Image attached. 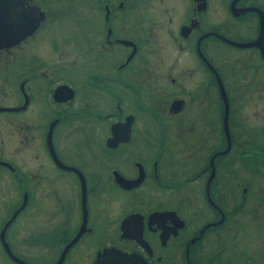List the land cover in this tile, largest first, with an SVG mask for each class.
I'll return each mask as SVG.
<instances>
[{
	"label": "flooded vegetation",
	"instance_id": "af4514ba",
	"mask_svg": "<svg viewBox=\"0 0 264 264\" xmlns=\"http://www.w3.org/2000/svg\"><path fill=\"white\" fill-rule=\"evenodd\" d=\"M263 90L264 0H0V264H264Z\"/></svg>",
	"mask_w": 264,
	"mask_h": 264
},
{
	"label": "rangeland",
	"instance_id": "374dc122",
	"mask_svg": "<svg viewBox=\"0 0 264 264\" xmlns=\"http://www.w3.org/2000/svg\"><path fill=\"white\" fill-rule=\"evenodd\" d=\"M160 46L161 47L163 46V42L161 43ZM229 63H231V62H229ZM232 63L236 64L239 69H240L241 63L243 64L242 60L235 61ZM238 63L240 65H238ZM245 71H246V68L244 69V71H241V69H240V74L241 75L246 74V73H244ZM244 86H245L244 88H246V84ZM251 103H253V105L251 104V108L248 109L250 117L253 118V120L256 123H258L261 120H264V118H260V116H257V115L264 114V102L259 101V100H257V101L254 100ZM242 113L244 114V112H242ZM150 121H151V119H150ZM72 123H73V121H70L69 122V128H67V129L65 128L64 132H63V144L65 145L67 143L64 146V149L67 151V152H64V156H65L64 159L75 158L76 161H79L78 158H80V153L91 154L92 156H93L92 153L96 154L95 151H97V149H96L97 145L92 143L94 140V138L92 137V134L91 133L90 134H87V133L83 134L79 129H77V127H74L76 130H73L72 126H74V124H72ZM77 135H82V136H81V138H77ZM96 141H98V139ZM12 143H13L12 139H9L7 147L11 148ZM28 147H29V149L31 148V158L34 157V154H39V150H38V148H36L37 147L36 134H34V133L32 134V144H28ZM27 157L28 156L26 154L23 156L22 159L27 160ZM36 162L37 161L31 160L32 167H36ZM8 189H9V187H8ZM109 200L111 202L110 207L113 211L120 209V201H121L120 196L111 197V199H109ZM4 262L7 264H10L7 261H4Z\"/></svg>",
	"mask_w": 264,
	"mask_h": 264
},
{
	"label": "water",
	"instance_id": "95a60500",
	"mask_svg": "<svg viewBox=\"0 0 264 264\" xmlns=\"http://www.w3.org/2000/svg\"><path fill=\"white\" fill-rule=\"evenodd\" d=\"M242 44H244V43H242ZM246 44V43H245ZM227 132V131H226ZM109 139V138H108ZM108 139H106V142H108ZM51 151H52V149H51ZM56 159V158H55ZM59 163V162H58ZM5 247L7 248V246H6V244H5ZM7 251L9 252V254L13 257V258H15V256L13 255V254H11L10 253V251L8 250V248H7ZM107 254H114V255H116V256H113V260L114 261H110V262H105L104 264H118L119 263V259H118V253H109V252H107V250H103V252H102V256L104 257V256H106ZM16 260H17V258H15ZM21 262V261H20ZM23 263V262H22ZM99 263V260H98V257L96 256V258H95V260L91 263V264H98ZM24 264V263H23ZM26 264V263H25Z\"/></svg>",
	"mask_w": 264,
	"mask_h": 264
}]
</instances>
